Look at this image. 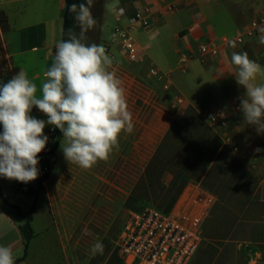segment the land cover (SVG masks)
Here are the masks:
<instances>
[{
  "label": "crops",
  "instance_id": "obj_1",
  "mask_svg": "<svg viewBox=\"0 0 264 264\" xmlns=\"http://www.w3.org/2000/svg\"><path fill=\"white\" fill-rule=\"evenodd\" d=\"M160 1L163 0L123 2V7L136 12L146 8L149 12V26L144 28L146 36L138 44L151 72H145L139 80L134 69H125L123 86L136 125L124 140L121 135L119 150L110 157L113 181L98 176V182L122 192L119 165L123 159H132L139 173L129 178L125 207H166L175 195L171 206L172 210H178L193 205L194 199L201 195L211 198L210 212L213 208H242V217L247 221L263 222L264 134H258L243 119L239 98L246 89L237 84L230 61L232 52H247L264 69V45L258 42V37L246 38L242 44L234 42L236 37L246 35L253 19L264 13V0H194L190 4L181 2L174 13L165 12V7L158 6ZM6 4V0L0 1V6ZM39 4H44L39 5L41 11L57 16L16 29L17 50L9 48L14 57L39 54L31 61L32 69L46 68L54 61H46L50 45L47 28L50 23L55 29L59 27L66 7L65 0H39ZM202 42L216 44L217 57L206 62L200 59L184 62V56ZM25 65L18 66L13 59V75L24 71ZM255 83L264 84V71L257 75ZM214 111H218L216 121L210 119ZM257 148L261 151L257 152ZM156 169L161 172L155 173ZM231 177L235 180L231 181ZM154 191L165 194L158 203L151 199L150 193ZM127 201L132 203L126 204ZM254 208L258 214L252 215ZM0 210L17 236V248L8 246L15 256L23 247L19 230L22 224L12 222L1 203ZM35 224L36 217L33 228L36 235L41 234V228L37 230ZM54 233L51 224L49 235L52 237ZM57 246L58 243L50 244L42 252L62 256L63 250Z\"/></svg>",
  "mask_w": 264,
  "mask_h": 264
},
{
  "label": "rangeland",
  "instance_id": "obj_2",
  "mask_svg": "<svg viewBox=\"0 0 264 264\" xmlns=\"http://www.w3.org/2000/svg\"><path fill=\"white\" fill-rule=\"evenodd\" d=\"M6 1V5L0 6V73L9 72L13 76V59L18 66L21 63L26 64L24 72L36 84V95L39 98L42 95V83L46 79L42 74L53 62H49L46 68L32 69L31 61L39 54L28 53L14 57L9 52V48L12 51L17 50L16 29L30 26L43 18H55L57 15L41 11L44 4H39V0ZM128 1L131 2V0H94L92 13L98 23L86 33L85 41L88 44L105 46L107 54L113 59L111 70H114L122 81H125V69H134L139 80L145 76V72H151L144 59V52L138 44L146 36L144 28L149 26V12L146 8L136 12L125 4L126 7H123V2ZM133 13H136V19L129 18ZM47 29L50 45L47 46L46 61L54 59L56 45L62 41L63 20L58 28L55 29V25L50 23ZM129 39L137 47L135 60L131 59L126 48V41ZM31 115L38 119H47L35 107ZM44 134L49 140L45 150L39 154L37 167L40 174L35 181L24 184L1 177L4 196L9 202L20 206L23 211L28 212L33 209L32 227L36 217V229L41 228V234L38 235L34 230V238L30 243L28 254L19 264H125L116 248V242L129 213L140 210L124 206L129 195L127 188L129 178L139 173L136 161L132 159L121 161L119 166L122 169L123 191L118 193L114 191L113 186L102 181L98 182V176L113 181L114 166L113 160L110 159L112 154L107 161H100L91 169L84 170L74 164L69 165L59 145L55 166L49 177L44 179L45 167L54 144L51 125L45 127ZM125 136L126 134H123V140ZM234 180L235 178L231 177V181ZM150 194L155 203L165 195L157 191ZM0 203L3 211L11 216L12 222L25 223L14 208ZM129 203L131 202L127 201L126 204ZM39 208H41L40 213ZM156 208L163 211L165 206H156ZM242 210V208H213L204 225L202 244L191 264H264V221H247L248 219L242 217ZM255 214H258V210L254 208L252 215ZM51 224L55 231L52 237L49 235ZM15 239L17 236L11 228L10 221L4 218L0 210V246L17 248ZM97 240L103 243V254L93 256L90 249ZM56 243L58 250H63L62 256L60 254L51 256L47 255L46 251L42 252L45 246ZM22 256L23 247L17 250L15 261Z\"/></svg>",
  "mask_w": 264,
  "mask_h": 264
},
{
  "label": "clouds",
  "instance_id": "obj_3",
  "mask_svg": "<svg viewBox=\"0 0 264 264\" xmlns=\"http://www.w3.org/2000/svg\"><path fill=\"white\" fill-rule=\"evenodd\" d=\"M93 4L94 0H81L68 5L79 33L69 29L68 39L56 45L53 64L44 72L41 97L22 69L0 85V177L24 184L38 178V157L49 140L44 134L47 125L62 133L60 149L68 164L84 170L107 161L119 150L121 135L133 133V114L123 81L111 70L113 59L103 44L85 43L86 33L98 23ZM258 31V42L264 45V26ZM230 63L237 84L246 89L239 98L243 119L264 134V84L255 83L264 69L247 52H232ZM33 107L47 119L31 115ZM103 247L97 240L90 252L102 255ZM0 264H15L10 247L0 246Z\"/></svg>",
  "mask_w": 264,
  "mask_h": 264
},
{
  "label": "built area",
  "instance_id": "obj_4",
  "mask_svg": "<svg viewBox=\"0 0 264 264\" xmlns=\"http://www.w3.org/2000/svg\"><path fill=\"white\" fill-rule=\"evenodd\" d=\"M193 1L174 0L168 3L163 0L158 6L165 7V12L169 13L178 9L181 2L190 4ZM259 26H264V13L253 19L246 35L236 37L234 42L242 44L246 38L259 37ZM126 48L131 59L135 60L138 52L131 39L126 41ZM218 54L216 44L202 42L195 51L184 56V62L192 59L206 62ZM213 116L214 119L211 118ZM217 117L218 111H214L210 119L216 121ZM212 205L211 198L199 195L193 205L168 213L153 207L130 212L116 242L122 260L125 264H191L202 244L204 224Z\"/></svg>",
  "mask_w": 264,
  "mask_h": 264
},
{
  "label": "trees",
  "instance_id": "obj_5",
  "mask_svg": "<svg viewBox=\"0 0 264 264\" xmlns=\"http://www.w3.org/2000/svg\"><path fill=\"white\" fill-rule=\"evenodd\" d=\"M73 2L79 3V2H81V0H65L66 7H65L64 15H63L62 40L68 39L67 32L69 29L73 30L74 32H76L78 34V26H77V24L73 18L74 14H71L68 11V5H71ZM129 18H135L136 19L137 18L136 13H133L132 15H130ZM11 78H12V75L9 72L0 73V85H2L3 83H6ZM52 128H53V126H52ZM2 131H3L2 125H0V133H2ZM53 138H54V144H53L52 150L50 152V159L47 161V165H46L47 171L44 174V179H47L49 177L51 171L53 170V168L55 166L56 160H57L56 151H57V149H58V147H59V145L63 139V135L59 129L53 128ZM160 170L161 169H158V170L156 169L155 173H160L161 172ZM1 182H2V178L0 177V202L4 203L7 206L14 208L16 210V212L18 213V215L25 220V223L19 226V230H20V233H21V236L23 239V256L20 259L15 261V264H19L20 262H22L26 258L27 254H28L30 243L34 238V229L32 227L34 210L31 209L28 212L23 211L20 206L9 202L8 199L4 196V194L2 192ZM178 193H179V191L176 192V194H178ZM175 197H176L175 195L172 196L173 202L175 200ZM173 202H171V204ZM171 204L166 206L165 209L163 210V212H165V213L170 212L172 210ZM131 208L140 209L137 211H141L144 209V208H137V207H131Z\"/></svg>",
  "mask_w": 264,
  "mask_h": 264
}]
</instances>
